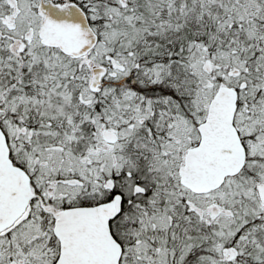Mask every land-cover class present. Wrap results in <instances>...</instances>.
<instances>
[{
	"label": "snow or ice",
	"instance_id": "snow-or-ice-1",
	"mask_svg": "<svg viewBox=\"0 0 264 264\" xmlns=\"http://www.w3.org/2000/svg\"><path fill=\"white\" fill-rule=\"evenodd\" d=\"M0 264H264V0H0Z\"/></svg>",
	"mask_w": 264,
	"mask_h": 264
}]
</instances>
